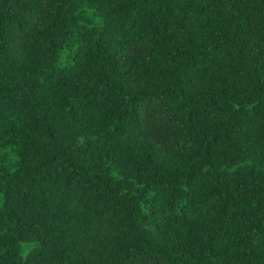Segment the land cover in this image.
I'll return each instance as SVG.
<instances>
[{"label":"trees","instance_id":"obj_1","mask_svg":"<svg viewBox=\"0 0 264 264\" xmlns=\"http://www.w3.org/2000/svg\"><path fill=\"white\" fill-rule=\"evenodd\" d=\"M0 264H264V0H0Z\"/></svg>","mask_w":264,"mask_h":264}]
</instances>
